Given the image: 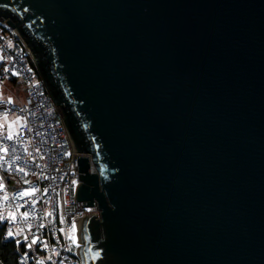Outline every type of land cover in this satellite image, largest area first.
<instances>
[{
    "label": "water",
    "instance_id": "obj_1",
    "mask_svg": "<svg viewBox=\"0 0 264 264\" xmlns=\"http://www.w3.org/2000/svg\"><path fill=\"white\" fill-rule=\"evenodd\" d=\"M0 17L100 208L82 264H264V0H0Z\"/></svg>",
    "mask_w": 264,
    "mask_h": 264
},
{
    "label": "built area",
    "instance_id": "obj_2",
    "mask_svg": "<svg viewBox=\"0 0 264 264\" xmlns=\"http://www.w3.org/2000/svg\"><path fill=\"white\" fill-rule=\"evenodd\" d=\"M7 81L21 85L22 99L15 93L3 95ZM0 93V183L4 185L0 188V215L16 214L15 220H0L5 226L3 238L21 241L15 243L20 264H39L41 260L44 264H82V224L87 216L100 217V208L97 203L83 206L84 202L77 200L81 183L78 155L82 154L75 151L64 114L53 101L28 47L2 17ZM9 97L13 103H8ZM18 116L22 119H16ZM1 128L8 131L2 133ZM9 132L11 140L7 139ZM26 190L29 194L22 195ZM9 229L18 235L8 237ZM34 237L38 241L29 249L27 244Z\"/></svg>",
    "mask_w": 264,
    "mask_h": 264
},
{
    "label": "snow or ice",
    "instance_id": "obj_3",
    "mask_svg": "<svg viewBox=\"0 0 264 264\" xmlns=\"http://www.w3.org/2000/svg\"><path fill=\"white\" fill-rule=\"evenodd\" d=\"M0 96H2V93H0ZM8 103H13V99H12L11 97L8 98ZM16 119L19 120V119H22V117H19V116H18V117H16ZM12 138H13V134H12L11 132H9V134H8V136H7V139L11 140ZM3 151H4V152H7L8 149H7V148H4ZM19 171L23 172L24 169L21 168V169H19ZM2 179H3V177H0V180H2ZM26 183H27V181H26ZM74 183H75V182H74ZM2 187H4V185H3L2 183H0V188H2ZM31 191H35V190L33 189V190H31ZM26 194H29L27 190H26L25 193H22V195H26ZM4 199H7V197H4ZM23 215L26 216L27 213H23ZM49 215H51V213H49ZM6 219L15 220V219H16V214H15L14 212H9L7 218H5L3 215H0V220H6ZM0 227H2V225H0ZM41 227H43V225H41ZM73 227H74V226H73ZM60 231L63 232L64 230L61 229ZM16 235H18V233H14L11 229H9V230L7 231V236H8V237H13V236H16ZM70 239H72V240L75 242L76 237H75V236H72V237H70ZM24 240L27 241V240H28V237L25 236V237H24ZM37 241H38V238H35V237H34V238L32 239V241H31V243H28V244H27V247H28L29 249H31V248L33 247V245L37 243ZM15 243H16V244H19V243H21V241L17 239V240H15ZM94 256H95V257H100V256H101V253H100V252H96V253H94ZM48 259H51V257H49ZM39 264H44V261H43V260L39 261Z\"/></svg>",
    "mask_w": 264,
    "mask_h": 264
},
{
    "label": "trees",
    "instance_id": "obj_4",
    "mask_svg": "<svg viewBox=\"0 0 264 264\" xmlns=\"http://www.w3.org/2000/svg\"><path fill=\"white\" fill-rule=\"evenodd\" d=\"M0 227V264H20L18 262L16 244L13 241L4 240L5 226Z\"/></svg>",
    "mask_w": 264,
    "mask_h": 264
},
{
    "label": "rangeland",
    "instance_id": "obj_5",
    "mask_svg": "<svg viewBox=\"0 0 264 264\" xmlns=\"http://www.w3.org/2000/svg\"><path fill=\"white\" fill-rule=\"evenodd\" d=\"M13 88H14V87L10 84L9 81L4 82L3 95L6 94L7 92H9V93L13 92ZM14 118H15V116L10 117L9 120H13ZM5 131H8V130H7V129H4V128H1V132H2V133L5 132Z\"/></svg>",
    "mask_w": 264,
    "mask_h": 264
},
{
    "label": "crops",
    "instance_id": "obj_6",
    "mask_svg": "<svg viewBox=\"0 0 264 264\" xmlns=\"http://www.w3.org/2000/svg\"><path fill=\"white\" fill-rule=\"evenodd\" d=\"M10 84L14 87V88H13V92H11V93H15L16 95H18V97H19L20 99H22L23 96H24V93L22 92V87H21V85H19V84H15L14 82H10Z\"/></svg>",
    "mask_w": 264,
    "mask_h": 264
}]
</instances>
